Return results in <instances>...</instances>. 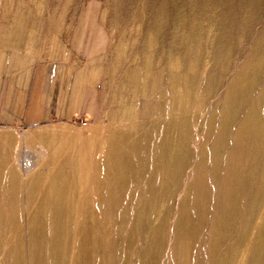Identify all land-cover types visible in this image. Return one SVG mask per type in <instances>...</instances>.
Returning a JSON list of instances; mask_svg holds the SVG:
<instances>
[{"label": "rangeland", "instance_id": "obj_1", "mask_svg": "<svg viewBox=\"0 0 264 264\" xmlns=\"http://www.w3.org/2000/svg\"><path fill=\"white\" fill-rule=\"evenodd\" d=\"M36 61L76 97L0 117V264H264V0H0Z\"/></svg>", "mask_w": 264, "mask_h": 264}, {"label": "crops", "instance_id": "obj_2", "mask_svg": "<svg viewBox=\"0 0 264 264\" xmlns=\"http://www.w3.org/2000/svg\"><path fill=\"white\" fill-rule=\"evenodd\" d=\"M71 80L65 75L41 72L37 61L29 71L11 77L3 75L0 78V117L16 118L25 126L34 127L67 115L69 109L66 111L65 105L73 102L75 96Z\"/></svg>", "mask_w": 264, "mask_h": 264}, {"label": "bare ground", "instance_id": "obj_3", "mask_svg": "<svg viewBox=\"0 0 264 264\" xmlns=\"http://www.w3.org/2000/svg\"><path fill=\"white\" fill-rule=\"evenodd\" d=\"M53 133V132H52ZM53 135V134H52Z\"/></svg>", "mask_w": 264, "mask_h": 264}]
</instances>
